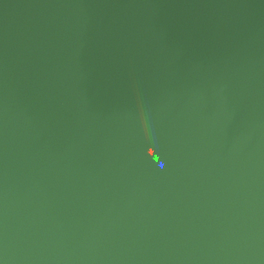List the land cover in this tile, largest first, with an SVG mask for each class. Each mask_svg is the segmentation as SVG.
<instances>
[{"label": "water", "instance_id": "water-1", "mask_svg": "<svg viewBox=\"0 0 264 264\" xmlns=\"http://www.w3.org/2000/svg\"><path fill=\"white\" fill-rule=\"evenodd\" d=\"M0 264H264V0H0Z\"/></svg>", "mask_w": 264, "mask_h": 264}]
</instances>
